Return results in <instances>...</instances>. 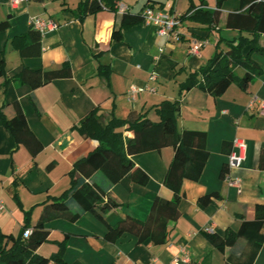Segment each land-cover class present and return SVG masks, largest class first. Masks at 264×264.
I'll use <instances>...</instances> for the list:
<instances>
[{
	"label": "crops",
	"instance_id": "crops-1",
	"mask_svg": "<svg viewBox=\"0 0 264 264\" xmlns=\"http://www.w3.org/2000/svg\"><path fill=\"white\" fill-rule=\"evenodd\" d=\"M84 1L28 0L11 9L8 0H0V23H8L0 32V58L6 71L5 78L0 77V111L10 120L19 109L41 146L32 155L0 124L1 232L16 236L26 213L29 223L35 224L48 197H58L69 188L68 173L74 163L97 146V141L82 137L77 130L90 111L97 109L104 120L111 115L125 119L130 113H146L157 121L154 109L161 102L179 100L176 129L204 132L208 158L199 178L182 184L180 215L168 224L167 242L138 243L130 234L109 240L106 233L107 225L113 227L124 218L145 220L156 197L172 199V190L164 185L173 157L171 147L130 158L137 171L133 178L124 177L109 189L118 206L106 212L105 223L90 213L75 222L49 221L45 224L48 240L37 253L51 257L63 243L66 264H171L182 252L188 255V264H264V117L256 113L257 103L247 109L252 97L264 100V55H251L257 74L244 89L232 83L219 97L198 87L179 94L180 84L207 63L219 40L218 47L224 52L228 42L252 37L250 31L226 27L228 14L246 7L241 0H223L213 31L185 20L177 27L182 33L180 41H174L157 36L142 21L122 29L118 10L103 8L82 15L80 3ZM200 1L203 8L216 9V0H118L117 4L125 6L130 15L147 3L181 15L199 7ZM32 17L51 21L56 29L41 36L38 57L21 58L12 40L33 30ZM114 32L120 34L119 39L113 37ZM256 37L264 49V34ZM201 38L206 43L196 54L188 53V41ZM65 63L70 77L39 88L32 89L14 77L22 68L54 70ZM236 74L242 77L244 70L237 69ZM131 88L142 89L133 100L127 96ZM234 139L245 144L242 164L230 170L231 178L240 181L238 187L222 178ZM202 196L212 201L203 205L199 202ZM205 233L220 237L231 233L236 241L220 251Z\"/></svg>",
	"mask_w": 264,
	"mask_h": 264
},
{
	"label": "trees",
	"instance_id": "trees-1",
	"mask_svg": "<svg viewBox=\"0 0 264 264\" xmlns=\"http://www.w3.org/2000/svg\"><path fill=\"white\" fill-rule=\"evenodd\" d=\"M222 2L223 0H216V9L210 11L203 8V1H200L199 7H191L181 14L179 22L181 24L188 20L203 25L208 32L213 31L218 25ZM117 3L118 0H85L80 3V8L82 15L94 14L103 8L117 12ZM160 6V4L147 3L136 15H130L128 10L124 11L121 28L125 29L140 23L146 8L163 9ZM241 6L246 8L241 7V10L228 14L226 27L250 31L252 37L240 36L237 40L228 42V50L224 52L218 47L219 40L214 54L207 63L197 73L189 74L180 84V95L198 87L212 97H219L232 83L238 84L243 89L246 88L249 81L257 74L251 55L253 53L264 55V49L258 45L256 37L257 34H264V0H241ZM7 27V22H1L0 32ZM113 37L119 39L120 34L114 32ZM40 40L41 35L37 31L30 30L15 37L12 45L21 58L38 57ZM245 48L247 50L244 53ZM237 69L244 70L242 77L236 74ZM100 74L105 76L107 71H101ZM5 75V62L0 58V77L5 78ZM70 76V67L65 63L54 70L22 68L14 77L35 89L53 80ZM4 83H7V79ZM154 112L158 116L157 121L150 120L146 113H130L125 119L111 115L104 120L97 109L90 111L80 121L77 130L82 137L97 141V146L86 157L74 163L68 173L69 188L58 197H48L42 205V211L35 224L29 223L27 217L29 213H26L25 223L16 236L4 235L0 230V264H66L62 258L63 243L59 244V250L51 257L37 253V249L48 240L45 224L58 218L75 222L84 213H90L105 223L106 212L118 206L110 196L109 189L124 177L133 178L137 171L134 170L130 158L136 154L171 147L173 157L166 170L164 185L172 190V199L156 197L145 220L124 218L113 227L107 225L106 233V238L109 240L130 234L138 243L147 240L153 244L166 243L168 224L175 222L180 215L178 202L182 193V184L185 180L196 181L199 178L207 161L208 152L204 146V132L177 131L179 100L163 101ZM0 124L13 134L16 141L24 144L32 155L40 150L39 142L28 129L24 115L19 109L10 120L5 119L0 111ZM211 198L202 196L199 202L206 205L212 201ZM26 229H30L31 233L23 237ZM205 237L220 251L224 250L226 243L233 244L236 241V236L231 233H226L223 237L205 233Z\"/></svg>",
	"mask_w": 264,
	"mask_h": 264
},
{
	"label": "built area",
	"instance_id": "built-area-1",
	"mask_svg": "<svg viewBox=\"0 0 264 264\" xmlns=\"http://www.w3.org/2000/svg\"><path fill=\"white\" fill-rule=\"evenodd\" d=\"M11 9H17L20 4L28 2V0H8ZM127 8L123 5L118 6V11L123 13ZM180 14L174 12L164 11L158 7L146 8L143 11L142 22L144 25L152 26L155 29L157 36L165 37L166 39H172L174 41H180L182 33L177 29L180 26L179 22ZM29 25L37 31L41 36L47 30L56 29V24L51 21H46L38 17H32L29 19ZM205 40H190L188 41V53L196 54L200 47L205 44ZM151 80H155V76L151 75ZM142 89L131 88L127 92L128 99L133 100L137 93H141ZM257 103L256 113L259 116L264 117V100H257L255 97L250 99L247 105L248 110H252ZM233 150L228 156L225 172L223 173V180L232 186L238 187L240 184L239 180H233L230 176V170L238 168L244 160L245 144L240 139H234L232 141ZM4 210V205L0 201V211ZM31 230L26 229L23 233V237L30 235ZM190 259L184 252L180 256H177L171 264H188Z\"/></svg>",
	"mask_w": 264,
	"mask_h": 264
}]
</instances>
